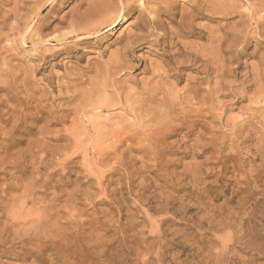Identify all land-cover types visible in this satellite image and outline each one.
I'll return each instance as SVG.
<instances>
[{
	"label": "rangeland",
	"instance_id": "1",
	"mask_svg": "<svg viewBox=\"0 0 264 264\" xmlns=\"http://www.w3.org/2000/svg\"><path fill=\"white\" fill-rule=\"evenodd\" d=\"M93 1L0 0V264H264V0H151L160 26L122 0L70 34Z\"/></svg>",
	"mask_w": 264,
	"mask_h": 264
},
{
	"label": "bare ground",
	"instance_id": "2",
	"mask_svg": "<svg viewBox=\"0 0 264 264\" xmlns=\"http://www.w3.org/2000/svg\"><path fill=\"white\" fill-rule=\"evenodd\" d=\"M49 0H46V2H48ZM138 1V3H139V7H140V15H139V17L137 18V19H141V21L142 20H144V21H147V23L148 22H150L151 23V25H159V23L156 21V19H150L147 15H145V12L150 16V15H152V12L155 10H152V8H148L147 7V5L149 6V4L151 3V0H137ZM152 2H153V0H152ZM158 2V1H157ZM225 2V1H224ZM133 4V3H132ZM131 4V5H132ZM131 5H128V4H124L123 3V1L122 0H94L93 2H91L90 4H88V8L85 10V12L83 13V14H81V16L79 15V17L80 18H82V23H75V25L72 27V31H71V33L70 34H75L76 33V35L77 34H80L83 38H92L93 39V37H95V36H99V35H102V34H105V33H109V32H112V31H114V30H116L117 28H119L120 26H122V25H124L125 24V22H126V18H127V14L130 12V11H132L133 9H134V7H132ZM164 5V4H163ZM46 6V5H45ZM134 6V5H133ZM239 6V5H238ZM254 7H256V6H254ZM252 8V11H257L255 8ZM257 9H258V7H257ZM228 11H229V9H228ZM234 11V10H233ZM14 12L16 13V11L14 10ZM41 12V11H40ZM235 12V11H234ZM14 13V14H15ZM252 13V12H251ZM17 14V13H16ZM36 14V13H35ZM41 14V13H40ZM39 14V15H40ZM246 15V14H245ZM247 15H248V13H247ZM252 16V15H251ZM15 17H17V16H15ZM28 20H30V19H28ZM37 20V19H36ZM36 20H34V21H36ZM19 21V20H18ZM17 21V22H18ZM137 21V20H136ZM32 22L33 21H30L28 24H27V27L24 29L26 32H28V34H27V36H28V39H30V42H32L31 40H33L34 39V37L37 35V32L39 31V25H36V24H34L33 23V25H32ZM37 22H39V21H37ZM80 22V21H79ZM137 22H140V21H137ZM258 21L257 22H255V25H256V27L258 28ZM40 24V23H39ZM184 24V23H183ZM1 25V24H0ZM189 25V24H188ZM259 25H261V24H259ZM41 26V25H40ZM160 26V25H159ZM180 26V25H179ZM185 26V25H184ZM41 28V27H40ZM44 28V27H43ZM138 28H140V26H138ZM152 28V27H151ZM182 28V27H181ZM187 28V27H186ZM42 29V28H41ZM156 29V28H155ZM189 29V28H188ZM170 30V29H169ZM254 30V29H253ZM190 31V30H189ZM262 31V30H261ZM188 32V31H187ZM257 33V32H256ZM65 34V33H64ZM178 34V33H177ZM25 35V34H24ZM188 35V34H187ZM215 35V34H214ZM233 35V34H232ZM7 36V35H6ZM63 36V35H62ZM66 35H64V37H65ZM79 36V35H78ZM166 36V35H165ZM202 36V35H201ZM37 37V36H36ZM38 37H39V35H38ZM37 37V38H38ZM126 37V36H125ZM174 37V36H173ZM182 37V36H181ZM58 38V37H57ZM59 38H61V37H59ZM59 38H58V40H59ZM159 38V37H158ZM214 38V37H213ZM242 38H243V36H242ZM54 39H56V38H54ZM80 39V38H79ZM226 39V38H225ZM230 39V38H229ZM236 39H238V37L236 38ZM241 39V38H240ZM239 39V40H240ZM46 40V39H45ZM67 40V39H66ZM139 40H141V39H139L138 37H137V35H134V34H132V33H129L128 35H127V37H126V43L124 44V45H122V47L119 49V50H117V52H116V54H115V56L114 55H112L111 57H110V59H109V61H107L105 64H104V71H106V72H104L105 74H107V72H109V71H114L115 69H119V68H121L122 66H123V61H124V59L123 58H125L126 56H125V54L126 53H129V50L131 49L130 48V45H132V44H135V43H137V42H139ZM174 40V39H173ZM34 41V40H33ZM60 41V40H59ZM123 41V40H122ZM228 41V40H227ZM242 42H244V39H242L241 40ZM214 42V41H213ZM230 42V41H229ZM120 43V42H119ZM183 43V42H182ZM176 44V43H175ZM240 44V43H239ZM32 46V45H31ZM39 46V45H38ZM41 46V45H40ZM138 46V45H137ZM231 46V45H230ZM218 48H220V47H218ZM202 49V48H201ZM223 49V48H222ZM177 51V50H176ZM183 51L181 50V53H182ZM238 52V51H237ZM180 53V54H181ZM183 55V54H182ZM185 55V54H184ZM228 57V56H227ZM180 59V58H179ZM207 59V58H206ZM123 60V61H122ZM229 60V59H228ZM177 61V60H176ZM191 61V60H190ZM226 61V60H225ZM125 62H126V59H125ZM178 62V61H177ZM183 62H184V60H183ZM186 62V61H185ZM127 64V63H126ZM206 64V63H205ZM125 65V64H124ZM100 67H98V68H101V65H99ZM127 66V65H126ZM180 66V65H179ZM102 68V69H103ZM124 68V67H123ZM152 68V67H151ZM193 68V67H192ZM226 68V67H225ZM227 69V68H226ZM99 70H101V69H99ZM120 71H122L121 69H119ZM219 70V69H218ZM224 70V69H223ZM202 71V70H201ZM101 72V71H100ZM102 72H103V70H102ZM102 72H101V74H102ZM118 73V72H117ZM125 73V72H124ZM110 74H113V73H111L110 72ZM123 74V73H122ZM255 74V73H254ZM15 75V74H14ZM102 76V75H101ZM106 76V75H105ZM155 76H158L157 74H154V73H152V75H151V77H155ZM103 77H104V74H103ZM103 77H101V78H103ZM108 77V76H107ZM106 77V78H107ZM110 77H111V75H110ZM157 78V77H156ZM159 78V77H158ZM82 79V78H81ZM104 79V78H103ZM102 79V80H103ZM141 79V78H140ZM152 79V78H151ZM150 79V80H151ZM163 79V78H162ZM107 80H109V79H107ZM115 80V79H114ZM154 80V79H153ZM113 81V80H112ZM258 81H260V80H258ZM106 82V81H105ZM104 82V86L106 85V83ZM108 82V81H107ZM110 82V81H109ZM164 82V81H163ZM162 82V84H164ZM117 83V81H115V84ZM144 83V82H143ZM142 83V84H143ZM260 83V82H259ZM121 84V83H120ZM141 84V85H142ZM153 85H150V83L148 82H146L145 81V86L147 85V87L148 88H145L144 89V91H145V93H142V95H144V97L145 98H142L141 97V99L138 101V100H136V101H138V102H134V101H132L133 99H130V98H132V96L131 97H129L128 98V93H127V95H126V93H125V95H124V93H123V95H124V97H123V95L120 93L119 95H118V98H117V103L116 102H112L113 101V98H112V100H108V101H105V98H104V101L105 102H107V103H110V102H112L110 105H109V107H111V106H114V103H116V104H118V106L120 105L119 103L120 102H122L124 105H127V103L129 102V100H131L132 101V103H137L138 105V107H139V105H140V107H142V106H145L146 108L145 109H147V106L145 105V102H147L146 104L148 105H153V103L152 104H150L149 102H153L154 101V98L156 97V98H158L157 96L158 95H162V98H161V100H160V102L161 103H164L165 102V100H164V97H163V94L165 93V91H168L167 89L166 90H163L162 88H158V85H157V82H156V84L155 83H152ZM114 85V84H113ZM161 85V84H160ZM165 85V84H164ZM143 86V85H142ZM107 87V86H106ZM109 87H110V85H109ZM117 87V86H116ZM128 87V86H127ZM166 87V86H165ZM217 87V86H216ZM215 87V88H216ZM119 90H120V88L119 87H117ZM143 88V87H142ZM174 88V87H173ZM196 88V87H195ZM7 89V88H6ZM111 89V88H110ZM133 89V88H132ZM191 89V88H190ZM189 89V90H190ZM103 90V89H102ZM193 90V89H192ZM197 90V89H196ZM195 90V91H196ZM259 91H260V89H258ZM105 91V90H104ZM116 91V90H115ZM131 91V90H130ZM97 92V91H96ZM98 92H100V91H98ZM106 92V91H105ZM117 92V91H116ZM124 92V91H123ZM188 92V91H187ZM102 93V92H101ZM182 93V92H181ZM190 93V92H189ZM188 93V94H189ZM193 94H194V92H192ZM257 93V92H256ZM115 94V93H114ZM138 94V93H137ZM167 94H168V92H167ZM177 94V93H176ZM191 94V93H190ZM89 95V94H88ZM87 95V96H88ZM130 95H131V93H130ZM195 95V94H194ZM92 96H94V95H92ZM114 96V95H113ZM138 96V95H137ZM141 96V95H140ZM170 96V95H169ZM89 97V96H88ZM179 97V96H178ZM177 97V98H178ZM189 97V96H188ZM187 97V98H188ZM257 97V96H256ZM109 99H110V97H108ZM123 98V99H122ZM87 99V98H86ZM102 98H100V100H101ZM119 99V100H118ZM137 99V98H136ZM160 99V98H159ZM167 99V101H168V98H166ZM172 99H174V98H172ZM178 99H180V97L178 98ZM186 99V98H185ZM190 99V98H189ZM194 99V98H193ZM89 100V99H88ZM99 99H98V101H100ZM175 100V99H174ZM177 100V99H176ZM175 100V101H176ZM92 101V100H91ZM97 101V100H96ZM102 101V100H101ZM104 101H102L101 103H105ZM158 101V100H157ZM171 101H173V100H171ZM171 101H170V103H171ZM175 101H173V103L175 102ZM178 101V100H177ZM177 101L175 102L176 104H177ZM190 101V100H189ZM192 101V100H191ZM190 101V102H191ZM195 101V100H194ZM94 102V101H93ZM156 101H154V103H155ZM188 102V101H187ZM187 102H184V103H187ZM121 103V104H122ZM169 103V102H168ZM183 104V101H180V102H178V104ZM95 104V103H94ZM128 104H130V103H128ZM159 104V103H158ZM178 104H177V106H178ZM181 104V105H182ZM97 105H99L100 106V104H97ZM102 105V104H101ZM134 105V104H133ZM160 105V104H159ZM170 105V104H169ZM99 106H98V108H99ZM120 106H122V105H120ZM130 107L132 106V105H129ZM136 106V105H135ZM173 106V105H172ZM192 106V105H191ZM82 107H84V106H82ZM100 107H103V106H100ZM108 107V108H109ZM117 107V106H116ZM129 107V108H130ZM139 107V108H140ZM121 108V107H120ZM131 108H133V107H131ZM136 108V107H135ZM144 108V107H143ZM142 108V109H143ZM48 109V108H47ZM119 109V108H118ZM122 109V108H121ZM124 109V111H126V109H125V107L123 108ZM100 110V109H99ZM134 110V109H133ZM147 110H149L148 111V114H149V112H152V111H150V110H152V109H147ZM147 110H145V111H147ZM123 111V110H122ZM128 111V110H127ZM130 111V110H129ZM137 111V110H136ZM138 111H139V109H138ZM131 112V111H130ZM132 113V112H131ZM180 113V112H179ZM132 114H135V116H136V118H137V114L135 113V111H134V113H132ZM142 113L140 112V115H141ZM147 115V114H146ZM138 116H139V114H138ZM146 117H148V115L146 116ZM135 118V119H136ZM260 118V117H259ZM139 119H141V121L140 122H144V121H142L143 120V118H139ZM173 119V118H172ZM145 120V119H144ZM92 121V120H91ZM136 123H138V121L136 122ZM136 126V125H135ZM131 127V126H130ZM137 127V126H136ZM139 127V126H138ZM94 128V127H93ZM137 129V128H136ZM140 129V128H139ZM95 130V129H94ZM115 130V129H114ZM130 130L132 131V129L130 128ZM110 131V130H109ZM133 131H135V129L133 130ZM138 132H139V130H137ZM136 132V131H135ZM148 132V131H147ZM127 133H128V131H127ZM130 133V132H129ZM144 133V132H143ZM149 133H147V135H148ZM146 135V136H147ZM147 138V137H146ZM57 160V159H56ZM24 188V187H23ZM36 220V219H35ZM61 243V242H60ZM60 246V245H59Z\"/></svg>",
	"mask_w": 264,
	"mask_h": 264
}]
</instances>
